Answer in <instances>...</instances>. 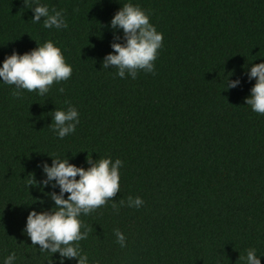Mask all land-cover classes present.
I'll use <instances>...</instances> for the list:
<instances>
[{
	"label": "trees",
	"instance_id": "trees-1",
	"mask_svg": "<svg viewBox=\"0 0 264 264\" xmlns=\"http://www.w3.org/2000/svg\"><path fill=\"white\" fill-rule=\"evenodd\" d=\"M129 2L164 37L154 73L136 79L102 66L123 36L111 20ZM40 3L63 11L68 27L32 23L31 0H0V66L51 40L73 72L44 96L0 84V264L13 252L15 264H59L24 232L31 211L55 207L40 165L59 157L86 169L89 154L123 161L114 201L80 217L89 264H245L248 249L264 264V115L245 103L256 82L247 73L264 63V0ZM229 79L240 86L228 89ZM66 102L80 123L60 139L52 113ZM129 196L143 205L128 207Z\"/></svg>",
	"mask_w": 264,
	"mask_h": 264
},
{
	"label": "clouds",
	"instance_id": "clouds-1",
	"mask_svg": "<svg viewBox=\"0 0 264 264\" xmlns=\"http://www.w3.org/2000/svg\"><path fill=\"white\" fill-rule=\"evenodd\" d=\"M26 7L29 0H24ZM34 5L30 10L34 13L32 23H40L43 27L57 30L66 29L68 24L63 11L49 9L40 0H31ZM78 11V10H77ZM111 28L116 33L111 44L112 53L104 57L103 68L114 67L116 75L126 78V74L136 79L139 72L154 73L158 52L163 46V33L150 22V15L139 5L129 2L116 12L111 20ZM38 44V43H37ZM73 69L68 64L62 51L51 40L30 52L20 54L13 52L6 56L0 66V84L15 86V89L38 91L40 96L46 95L54 83L66 81L72 76ZM249 81L255 80L251 94L245 103L252 111L264 115V63L253 64L247 73ZM240 80H228V89L240 86ZM63 92V89H60ZM19 91L13 95L20 97ZM66 110H55L52 114L54 121L50 127L58 138L63 139L75 133L80 123L79 112L70 102ZM88 167H78L69 159L52 158V164L44 162L40 167L45 175L44 188L51 186L52 192L47 193L54 202L51 211H31L27 217L25 234L30 238L32 246H39V250L59 254V264L66 260H77V264H89V257L83 253L79 242L88 238L90 229L83 224L81 215H89L109 200L116 197L120 191V169L123 161L112 160L111 157L92 159L88 155ZM79 177V179H77ZM59 189L57 193L55 189ZM67 194V198L66 197ZM114 201V200H113ZM144 201L140 197L127 199V206L139 209ZM123 205L124 201L121 200ZM113 208H116L115 202ZM84 228L82 232L81 229ZM116 242L120 247H126V237L119 230L114 229ZM245 264H261L255 249H248L246 257L240 256ZM16 253L7 256L2 264H15Z\"/></svg>",
	"mask_w": 264,
	"mask_h": 264
}]
</instances>
